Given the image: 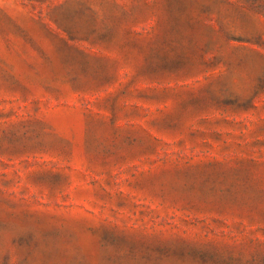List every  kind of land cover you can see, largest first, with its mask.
<instances>
[{
  "label": "rangeland",
  "instance_id": "obj_1",
  "mask_svg": "<svg viewBox=\"0 0 264 264\" xmlns=\"http://www.w3.org/2000/svg\"><path fill=\"white\" fill-rule=\"evenodd\" d=\"M0 264H264V0H0Z\"/></svg>",
  "mask_w": 264,
  "mask_h": 264
}]
</instances>
